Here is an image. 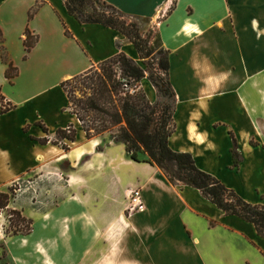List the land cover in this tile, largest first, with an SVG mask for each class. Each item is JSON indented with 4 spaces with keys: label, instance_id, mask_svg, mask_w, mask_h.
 Returning <instances> with one entry per match:
<instances>
[{
    "label": "crops",
    "instance_id": "obj_1",
    "mask_svg": "<svg viewBox=\"0 0 264 264\" xmlns=\"http://www.w3.org/2000/svg\"><path fill=\"white\" fill-rule=\"evenodd\" d=\"M104 1L150 22L154 38L170 52L177 94L171 148L190 153L200 170L249 203L264 204V0ZM38 2L42 5L30 20ZM28 28L40 39L25 59ZM0 31L20 70L11 84L0 52L1 94L16 106L0 112V136L6 129L8 135L6 148L0 147V168H10L14 178L55 169L68 175L69 189V197L35 222L30 234L7 239L0 230L8 253L0 263H112L114 245L108 240L112 232L127 229L120 199L129 189H140L146 210L130 218V231L141 241L144 262L264 264V238L253 224L227 215L198 189L169 184L158 167L130 160L121 143L110 140L99 151L103 138L88 140L71 113L63 82L121 52L139 57L124 35L80 24L64 0H0ZM144 87L155 103V87L150 82ZM72 124L78 136L64 142L68 151L31 140L56 139L58 130ZM12 128L23 132L27 144L10 136ZM236 142L242 156L237 166Z\"/></svg>",
    "mask_w": 264,
    "mask_h": 264
},
{
    "label": "trees",
    "instance_id": "obj_2",
    "mask_svg": "<svg viewBox=\"0 0 264 264\" xmlns=\"http://www.w3.org/2000/svg\"><path fill=\"white\" fill-rule=\"evenodd\" d=\"M70 15L82 25H102L124 35L136 49L146 70L126 53L121 52L102 63L101 72L91 69L85 74L61 84L69 99V109L80 121L88 140L105 134L111 140L125 146L127 156L136 163L148 164L161 169L171 185L189 186L201 193L227 215L237 216L255 226L258 235L264 238V204H252L242 198L215 176L200 170L190 153L175 152L170 138L176 131L174 115L177 109V94L170 81V52L164 48H153L151 37L141 32L139 22L104 0H64ZM41 2L30 12L32 20L38 13ZM67 35H70L67 31ZM39 36L29 28L25 32V59L39 42ZM0 52L8 65L6 78L13 84L20 70L10 60L0 31ZM118 69L116 70V68ZM151 82L158 93V101L152 103L147 94L137 90L145 79ZM81 91L80 98L76 92ZM132 91H134L132 93ZM0 112L14 110L16 106L6 101L0 89ZM46 134L49 130L39 124ZM28 133V129H24ZM78 131L72 124L57 132L56 142L49 138L31 140L41 145L52 143L69 148L65 141L76 142ZM255 145V143H253ZM100 146L99 151H104ZM235 166L242 160L237 142L234 148ZM9 205V196L0 193V208ZM18 222H26L19 212ZM30 221L28 235L32 232ZM11 236V234H9ZM18 235V232L12 234Z\"/></svg>",
    "mask_w": 264,
    "mask_h": 264
},
{
    "label": "rangeland",
    "instance_id": "obj_3",
    "mask_svg": "<svg viewBox=\"0 0 264 264\" xmlns=\"http://www.w3.org/2000/svg\"><path fill=\"white\" fill-rule=\"evenodd\" d=\"M139 22V21H138ZM141 32L151 37V43L153 48H161L159 41L154 36V29L151 27L150 22L141 21ZM137 64L146 70V66L140 57L134 59ZM103 64L96 66L93 70L101 72ZM116 70L118 67H114ZM148 78H145L137 87V90L144 91L147 96L148 92L144 87V84H149ZM151 83V82H150ZM156 94L157 90L155 89ZM134 91H132L133 93ZM81 91L76 92V96L80 98ZM149 98V97H148ZM159 99V98H158ZM158 101V100H157ZM156 101V102H157ZM155 102V103H156ZM7 129L2 132L0 136V147L6 148L7 145L4 141L7 139ZM19 145L27 144V137L20 132V130L11 129L10 135ZM26 138V139H25ZM103 144L106 146L112 136L105 134L102 136ZM56 142V139L52 140ZM53 145V144H52ZM10 149V148H9ZM7 167L0 168V193L7 194L9 196V205L2 209L0 208V230H3L7 239H16L24 237V233L28 230L29 222L33 224L43 218L52 208L60 203L65 197H69L68 189V175L58 172L55 169H47L43 172L32 171L24 173L21 176L11 177V173ZM120 174L123 173L120 171ZM121 179V178H120ZM122 207V208H121ZM130 189L127 196L120 199V210L122 211L124 218L127 221V229L119 228V232H112L111 238L108 242H112L114 245V260L103 264H151L144 262V256L142 254L141 241L134 238V232L130 231V218L137 214L131 212L130 209ZM14 212H19L21 217L26 222L19 223L18 216L14 215ZM14 232H18V235L14 236ZM11 234V236L9 235ZM105 234V233H104ZM116 234V235H115ZM106 235V234H105ZM3 240V239H2ZM7 249H4V241L0 240V257H7ZM118 260V262L116 261ZM0 264H9L7 260H2ZM86 264H94L90 260Z\"/></svg>",
    "mask_w": 264,
    "mask_h": 264
},
{
    "label": "built area",
    "instance_id": "obj_4",
    "mask_svg": "<svg viewBox=\"0 0 264 264\" xmlns=\"http://www.w3.org/2000/svg\"><path fill=\"white\" fill-rule=\"evenodd\" d=\"M131 212L142 213L146 210V205L143 200L142 191L133 189L130 192V207Z\"/></svg>",
    "mask_w": 264,
    "mask_h": 264
}]
</instances>
